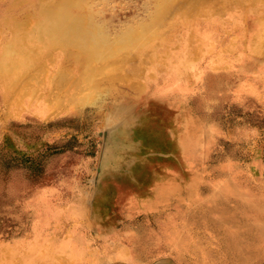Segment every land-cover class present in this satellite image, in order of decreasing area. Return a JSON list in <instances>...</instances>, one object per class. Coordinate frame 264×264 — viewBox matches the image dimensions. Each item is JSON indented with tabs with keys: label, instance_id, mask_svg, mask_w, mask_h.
Listing matches in <instances>:
<instances>
[{
	"label": "rangeland",
	"instance_id": "374dc122",
	"mask_svg": "<svg viewBox=\"0 0 264 264\" xmlns=\"http://www.w3.org/2000/svg\"><path fill=\"white\" fill-rule=\"evenodd\" d=\"M91 1L113 46L140 23L172 28L199 0H173L157 21L155 0ZM200 45L197 68L219 63ZM143 49L128 57L136 76L110 67L112 82L99 72L78 90L98 94L93 102H72L69 83L35 90L27 82L41 77L31 80L32 72L12 96L0 85V246L50 245L47 264H264V79L247 76L254 68L246 61L245 71L193 72L182 90L158 95L150 82L167 67ZM185 118L195 128L188 151Z\"/></svg>",
	"mask_w": 264,
	"mask_h": 264
},
{
	"label": "bare ground",
	"instance_id": "6f19581e",
	"mask_svg": "<svg viewBox=\"0 0 264 264\" xmlns=\"http://www.w3.org/2000/svg\"><path fill=\"white\" fill-rule=\"evenodd\" d=\"M171 1L173 0H155V10L151 12V17L159 19L165 10L163 8L165 5L167 8ZM217 4L230 6L232 10L224 12L220 8L226 7ZM100 11L91 0H0V85L5 86V96H12L10 90L16 89L17 85L23 86L27 81L24 79L26 73L32 72L31 80L41 77L37 84L27 82V86H34L35 90L42 83H45V88L47 85L64 88L69 83L68 87H72L75 92L71 97L72 102H93L98 94L84 97L78 90L84 84L93 82L94 74L105 72L110 67L123 68L125 74L120 77L124 79L136 76L134 68L128 63V57L133 51L143 49V44L150 47V50H142L150 63L162 60L161 63L168 71L161 75L162 79L150 82L155 86L152 88L154 94L167 93L172 88L182 90L186 76L193 72H196V79H201L209 70L216 68H231L230 74L245 71L246 61H250L254 68L253 73L247 76L264 79V60L261 58L264 52V0H199L193 11L179 12L170 21L173 27L162 32H158L157 27L153 29L144 23L135 28L125 25L127 28L122 34L124 37L113 46L108 43L110 39L104 22L95 20ZM182 39L184 42H180ZM137 41L141 43L138 44ZM201 43L205 50L219 55V63L211 60L204 68L196 67L203 57L200 52ZM232 54L235 55L234 60L225 57ZM98 59L102 61V66H91ZM188 62L192 65L186 67ZM68 65L73 66L69 68ZM108 73L107 80L112 82L116 78L115 74ZM143 87L131 86L136 94L143 92ZM61 88L57 89L62 92ZM249 89L256 90L253 84ZM189 119L185 118L181 130V142L185 151H188L190 138L195 132ZM161 192L163 200L170 195L168 189L164 188ZM34 232H37L36 228ZM72 252L76 254V258H82L83 253L77 247ZM51 258L53 248L50 245L36 248L30 246L24 252H21L20 245L17 244L0 246V264H47Z\"/></svg>",
	"mask_w": 264,
	"mask_h": 264
}]
</instances>
